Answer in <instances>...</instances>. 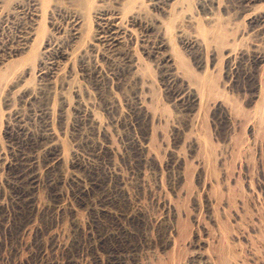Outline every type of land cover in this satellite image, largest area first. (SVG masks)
I'll return each mask as SVG.
<instances>
[{"label":"rangeland","instance_id":"374dc122","mask_svg":"<svg viewBox=\"0 0 264 264\" xmlns=\"http://www.w3.org/2000/svg\"><path fill=\"white\" fill-rule=\"evenodd\" d=\"M175 1L0 0V264H264V28Z\"/></svg>","mask_w":264,"mask_h":264},{"label":"bare ground","instance_id":"6f19581e","mask_svg":"<svg viewBox=\"0 0 264 264\" xmlns=\"http://www.w3.org/2000/svg\"><path fill=\"white\" fill-rule=\"evenodd\" d=\"M177 1V0H176ZM175 1V2H176ZM179 1V0H178ZM262 0H240V11L242 12H249L247 14V16H249V23L251 24V26H253L252 28H255V30H261L264 28V12L261 14H258L260 12H256L258 11L256 9V5L257 3L261 2ZM17 2V1H16ZM15 2V4H16ZM174 2V3H175ZM180 2V1H179ZM178 2V3H179ZM237 2V1H236ZM19 4H21L22 2H17ZM177 5V3H176ZM16 6V5H15ZM20 6V5H19ZM239 6V5H238ZM21 7V6H20ZM258 7V6H257ZM15 7H13L12 9H14ZM17 8V7H16ZM15 8V9H16ZM22 8V7H21ZM20 9V8H19ZM15 11V10H14ZM17 11V10H16ZM239 11V12H240ZM260 11V10H259ZM262 12V11H261ZM102 17V21H103V38H105L107 41L111 42V43H115V42H119V40L121 38H123V35L125 36L126 31L125 30V26L123 25V17L124 16H109V17H105L104 15H101ZM101 19V18H100ZM125 21V20H124ZM130 30V29H129ZM264 31V30H263ZM34 37V36H33ZM110 43V44H111ZM24 46H28L27 43ZM34 48V47H32ZM31 48V50H32ZM22 49V48H21ZM26 49V48H24ZM28 49V48H27ZM30 49V46H29ZM47 51V50H46ZM41 59H43V53L41 54ZM258 57V56H257ZM256 57V58H257ZM255 58V59H256ZM45 59V58H44ZM127 60V59H126ZM131 61V60H130ZM256 61L258 62V64L260 62L263 61V58L260 56L256 59ZM42 62V61H41ZM44 62V61H43ZM133 62V61H132ZM169 62V60H168ZM255 62V61H254ZM52 63V62H51ZM167 63V62H166ZM45 64V63H44ZM48 64V63H47ZM48 67V66H47ZM45 68V67H44ZM52 69V68H51ZM46 70V69H45ZM58 71V70H57ZM44 72V71H43ZM49 72V71H48ZM50 73V72H49ZM58 73V72H57ZM61 73V71H60ZM58 75V74H57ZM178 76V75H177ZM54 78V77H53ZM55 83V82H54ZM45 85V84H44ZM48 86V85H47ZM184 89V88H183ZM200 96V95H199ZM197 94L193 93V91L191 89L188 88V90H184V92L179 93L177 98H179V100H182L184 103L190 101L191 103L194 102L193 104H195V102L198 101V97ZM173 97V96H172ZM176 98V97H175ZM190 103V104H191ZM188 104V103H187ZM186 104V105H187ZM83 107V106H82ZM91 111V110H90ZM88 113V111H86ZM90 115V114H89ZM95 116V115H94ZM92 120H95L94 118H92ZM97 122V121H96ZM49 131V130H48Z\"/></svg>","mask_w":264,"mask_h":264}]
</instances>
